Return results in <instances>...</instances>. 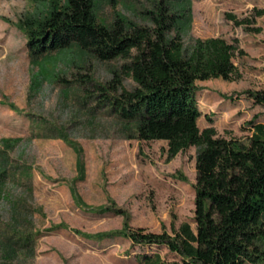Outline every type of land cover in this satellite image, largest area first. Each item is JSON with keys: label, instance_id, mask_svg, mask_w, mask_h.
Instances as JSON below:
<instances>
[{"label": "rangeland", "instance_id": "374dc122", "mask_svg": "<svg viewBox=\"0 0 264 264\" xmlns=\"http://www.w3.org/2000/svg\"><path fill=\"white\" fill-rule=\"evenodd\" d=\"M168 1L189 18L187 45L196 38L237 40L238 77L197 82L198 124L247 141L252 122L264 123V104L251 94L264 93V0ZM50 2L0 0V140L20 139L14 155L31 167L32 200L43 211L33 213L42 233L28 264H140L155 252L180 260L165 245L134 243L120 231L172 233L193 223L198 148L170 157L166 140L126 136L110 107L90 95L112 80L121 61L100 60L77 46L34 61L24 21ZM158 2L98 0L97 14L109 23L117 13L146 23Z\"/></svg>", "mask_w": 264, "mask_h": 264}, {"label": "trees", "instance_id": "16d2710c", "mask_svg": "<svg viewBox=\"0 0 264 264\" xmlns=\"http://www.w3.org/2000/svg\"><path fill=\"white\" fill-rule=\"evenodd\" d=\"M97 5L98 0H51L42 14L26 18L32 59L77 46L100 60L121 61L112 80L97 84L90 95L110 107L126 136L166 140L170 157L198 148L194 226L184 221L172 233L125 227L120 234L134 243L165 245L181 257L168 261L146 253L140 264H264V123L253 121L245 142L198 124L197 82L238 77L237 40L216 36L187 45L189 18L168 0L147 11L146 23L120 13L109 23L98 17ZM251 94L264 104V93ZM19 141L0 140V264H28L42 233L33 219L34 212H43L32 200L33 171L14 155Z\"/></svg>", "mask_w": 264, "mask_h": 264}]
</instances>
